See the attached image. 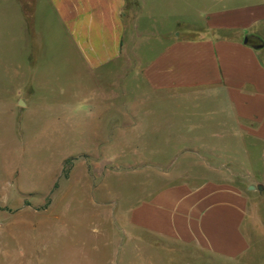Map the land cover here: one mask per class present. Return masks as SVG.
<instances>
[{"label": "crops", "instance_id": "obj_1", "mask_svg": "<svg viewBox=\"0 0 264 264\" xmlns=\"http://www.w3.org/2000/svg\"><path fill=\"white\" fill-rule=\"evenodd\" d=\"M45 1L70 54L118 80V93L82 109L72 99L71 116L102 121V152L155 168L122 214L137 255L169 245L199 264H264V0H212L198 30L182 33L181 20L152 30L153 0Z\"/></svg>", "mask_w": 264, "mask_h": 264}, {"label": "rangeland", "instance_id": "obj_2", "mask_svg": "<svg viewBox=\"0 0 264 264\" xmlns=\"http://www.w3.org/2000/svg\"><path fill=\"white\" fill-rule=\"evenodd\" d=\"M23 1L0 0V264H199L169 245L137 255L122 214L155 168L138 165L131 151L125 159L102 152V121L70 109L72 99L82 109L107 89L118 93V80L87 72L70 54L45 0ZM211 1L153 0L152 30L171 31L181 20L179 32L197 31Z\"/></svg>", "mask_w": 264, "mask_h": 264}, {"label": "water", "instance_id": "obj_3", "mask_svg": "<svg viewBox=\"0 0 264 264\" xmlns=\"http://www.w3.org/2000/svg\"><path fill=\"white\" fill-rule=\"evenodd\" d=\"M252 189H254V187H252Z\"/></svg>", "mask_w": 264, "mask_h": 264}]
</instances>
